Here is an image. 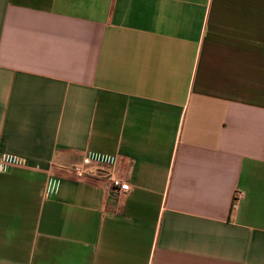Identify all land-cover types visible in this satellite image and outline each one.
<instances>
[{
	"label": "crops",
	"instance_id": "1",
	"mask_svg": "<svg viewBox=\"0 0 264 264\" xmlns=\"http://www.w3.org/2000/svg\"><path fill=\"white\" fill-rule=\"evenodd\" d=\"M4 154L0 264H264V0H0Z\"/></svg>",
	"mask_w": 264,
	"mask_h": 264
},
{
	"label": "built area",
	"instance_id": "2",
	"mask_svg": "<svg viewBox=\"0 0 264 264\" xmlns=\"http://www.w3.org/2000/svg\"><path fill=\"white\" fill-rule=\"evenodd\" d=\"M97 162L98 166H92L91 162ZM100 162V163H99ZM14 163L11 156L6 154L0 155V173H6ZM105 163V164H101ZM104 165L114 166L115 161H100L92 160L87 157L83 158L81 163L75 165L68 172L77 180H83L87 178H97L105 180L108 189L113 192L116 197H123L130 191V186L123 182L111 169H108ZM242 192H235L233 197V204H235L241 197Z\"/></svg>",
	"mask_w": 264,
	"mask_h": 264
}]
</instances>
